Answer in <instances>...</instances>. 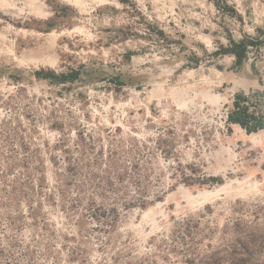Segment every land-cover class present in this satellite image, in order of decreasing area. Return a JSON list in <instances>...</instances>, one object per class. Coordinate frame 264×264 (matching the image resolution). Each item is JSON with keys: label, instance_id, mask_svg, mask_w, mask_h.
I'll return each instance as SVG.
<instances>
[{"label": "rangeland", "instance_id": "obj_1", "mask_svg": "<svg viewBox=\"0 0 264 264\" xmlns=\"http://www.w3.org/2000/svg\"><path fill=\"white\" fill-rule=\"evenodd\" d=\"M236 93L264 108V0H0V264H264Z\"/></svg>", "mask_w": 264, "mask_h": 264}, {"label": "trees", "instance_id": "obj_2", "mask_svg": "<svg viewBox=\"0 0 264 264\" xmlns=\"http://www.w3.org/2000/svg\"><path fill=\"white\" fill-rule=\"evenodd\" d=\"M252 40L242 38L239 41L231 40L228 47H221L222 53H230L235 56V64H241L247 57L248 46ZM55 75V74H54ZM63 74L55 76L57 80H63ZM257 97L236 93L228 105L227 122L239 124L247 131L257 130L264 126V108L258 107Z\"/></svg>", "mask_w": 264, "mask_h": 264}, {"label": "bare ground", "instance_id": "obj_3", "mask_svg": "<svg viewBox=\"0 0 264 264\" xmlns=\"http://www.w3.org/2000/svg\"><path fill=\"white\" fill-rule=\"evenodd\" d=\"M56 36H57V34H52L51 35V37H49V38H51V44H50V47L53 45V43H54V38L56 39ZM50 41V40H49ZM54 47V46H53ZM51 49V48H50ZM54 50V49H53ZM46 55V54H45ZM58 56V55H57ZM39 60H43V61H45V62H47V63H50V64H53L54 62H56V58L55 57H53V56H51V55H47L46 57H41ZM39 62V61H38ZM42 64H44V62L42 63Z\"/></svg>", "mask_w": 264, "mask_h": 264}]
</instances>
